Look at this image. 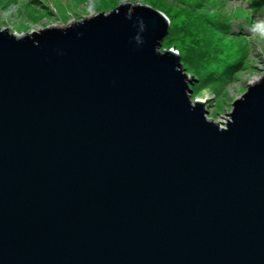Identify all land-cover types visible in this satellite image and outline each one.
<instances>
[{
    "label": "water",
    "instance_id": "obj_1",
    "mask_svg": "<svg viewBox=\"0 0 264 264\" xmlns=\"http://www.w3.org/2000/svg\"><path fill=\"white\" fill-rule=\"evenodd\" d=\"M169 24L0 29V264H264V75L221 127Z\"/></svg>",
    "mask_w": 264,
    "mask_h": 264
},
{
    "label": "rangeland",
    "instance_id": "obj_2",
    "mask_svg": "<svg viewBox=\"0 0 264 264\" xmlns=\"http://www.w3.org/2000/svg\"><path fill=\"white\" fill-rule=\"evenodd\" d=\"M146 5L169 21L160 51L180 58L191 102L224 127L233 103L264 75V0H0V29L20 36ZM208 102V103H207Z\"/></svg>",
    "mask_w": 264,
    "mask_h": 264
},
{
    "label": "trees",
    "instance_id": "obj_3",
    "mask_svg": "<svg viewBox=\"0 0 264 264\" xmlns=\"http://www.w3.org/2000/svg\"><path fill=\"white\" fill-rule=\"evenodd\" d=\"M258 10H260V11L264 12V5H262V7H261V8H259Z\"/></svg>",
    "mask_w": 264,
    "mask_h": 264
},
{
    "label": "bare ground",
    "instance_id": "obj_4",
    "mask_svg": "<svg viewBox=\"0 0 264 264\" xmlns=\"http://www.w3.org/2000/svg\"><path fill=\"white\" fill-rule=\"evenodd\" d=\"M208 103V102H207Z\"/></svg>",
    "mask_w": 264,
    "mask_h": 264
}]
</instances>
